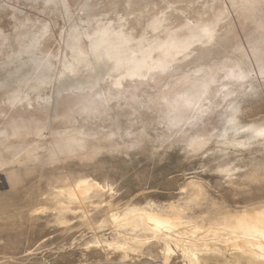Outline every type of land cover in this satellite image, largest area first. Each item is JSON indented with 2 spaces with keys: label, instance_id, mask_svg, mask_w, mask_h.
<instances>
[{
  "label": "rangeland",
  "instance_id": "374dc122",
  "mask_svg": "<svg viewBox=\"0 0 264 264\" xmlns=\"http://www.w3.org/2000/svg\"><path fill=\"white\" fill-rule=\"evenodd\" d=\"M262 126L264 0H0V264H264Z\"/></svg>",
  "mask_w": 264,
  "mask_h": 264
},
{
  "label": "bare ground",
  "instance_id": "6f19581e",
  "mask_svg": "<svg viewBox=\"0 0 264 264\" xmlns=\"http://www.w3.org/2000/svg\"><path fill=\"white\" fill-rule=\"evenodd\" d=\"M107 29V28H106ZM109 29V28H108ZM111 29V28H110ZM102 32H104V31H102ZM101 32V33H102ZM111 32V31H110ZM109 32V33H110ZM122 32V31H121ZM108 33V34H109ZM107 34V33H106ZM106 34H104L105 36H106ZM107 34V35H108ZM103 35V34H102ZM102 35L100 36L101 37V39H103L102 38ZM103 35V36H104ZM98 37V36H97ZM99 38V37H98ZM97 38V39H98ZM120 38V37H119ZM96 39V38H95ZM100 39V38H99ZM124 39V38H123ZM174 39V38H173ZM172 39V40H173ZM94 41V40H93ZM92 41V42H93ZM175 41V40H174ZM91 42V43H92ZM102 42V41H101ZM100 42V43H101ZM100 43H98V44H100ZM105 43V42H104ZM97 44V45H98ZM102 44L103 43H101V46H99L100 48L102 47L103 48V46H102ZM106 44V43H105ZM178 43H173L172 42V44H171V47H172V49H173V47L174 48H180V46L179 45H177ZM109 46V45H108ZM107 46V47H108ZM116 46H118V45H116ZM100 48H99V50H100ZM101 48V49H102ZM158 50H159V54H160V56L162 55V53H165L167 50H169V48L170 47H163V46H157L156 47ZM155 47H154V50L156 49ZM97 49H98V47H97ZM108 49H109V47H108ZM113 49V48H112ZM121 49V48H120ZM114 50V49H113ZM109 51V50H108ZM157 51V50H156ZM97 52V51H96ZM99 52V51H98ZM174 52V51H173ZM103 53H105V51L103 52ZM109 53H112V52H109ZM120 53V52H119ZM131 53V52H130ZM158 53V52H157ZM98 53H96V55H97ZM106 54V53H105ZM95 55V54H94ZM101 55H102V53H101ZM109 55V54H108ZM155 55H156V53H155ZM97 56H99L100 57V53L97 55ZM96 56V59L97 60H99L100 61V59H98V57ZM120 56H121V54H120ZM109 57H111V56H109ZM115 57V56H114ZM113 57V58H114ZM128 57V56H127ZM130 58V57H129ZM111 59V58H110ZM124 59V58H123ZM123 59H122V61H123ZM134 61L132 62L133 63V65H132V67L129 69V72L128 73H130V74H139V76H141L142 74H143V72H141L140 71V69H142V68H147V67H149V62L147 61V58L145 59V55L143 54L142 55V57H135L134 56ZM132 59V60H133ZM117 60L119 61V60H121V58H117ZM124 60H126V58L124 59ZM131 60V59H130ZM130 60H129V62H130ZM167 60V59H166ZM165 61V60H164ZM115 62V61H114ZM113 62V63H114ZM128 62V60H126V63ZM128 62V63H129ZM124 63V62H123ZM122 63V64H123ZM99 64V63H98ZM118 64V63H117ZM83 65H87V64H83ZM124 65H125V63H124ZM123 65V66H124ZM130 65V64H129ZM129 65H127V67L129 66ZM82 66V65H81ZM115 66V65H114ZM80 67V66H79ZM74 70V69H73ZM76 70V69H75ZM78 70V69H77ZM79 70H81L82 71V68L81 69H79ZM78 70V71H79ZM125 70H126V67H125ZM76 72V71H75ZM126 72V71H125ZM124 72V73H125ZM147 73V72H146ZM121 74V73H120ZM123 74V73H122ZM144 74H145V72H144ZM145 76V75H144ZM90 77V76H89ZM81 81V80H80ZM76 192V191H75ZM77 194V193H76ZM81 197V196H80ZM264 211H262L261 213H263ZM258 213H260V212H258ZM257 214V213H256ZM157 216V215H156ZM246 218H247V215L245 216ZM253 217H255V216H253ZM243 218H244V216H243ZM251 218V217H250ZM122 219L125 221V220H129V219H137L138 221H137V223H141L142 225H148V226H150L149 225V223L150 222H147L146 220H145V218L142 216V215H140V214H137L136 213V209H130V210H128L125 214H124V216L122 217ZM248 219V218H247ZM249 220V219H248ZM252 220H253V218H252ZM251 220V221H252ZM256 221H253V222H249V221H245V222H243L244 220H241L242 221V224H244V228H245V232H248V233H246V234H250V236H251V234H253V235H256V234H258V235H260V236H263L264 237V216H260V217H258L257 219H255ZM152 221V220H151ZM241 221H239L240 222V224H241ZM170 222H171V220H170ZM174 222V221H173ZM121 223V222H120ZM176 223V222H175ZM136 224V223H135ZM141 224H140V226H141ZM173 224V223H172ZM237 224H238V222H237ZM239 224V225H240ZM241 224V225H242ZM133 225V224H132ZM144 225V226H145ZM152 225V224H151ZM169 220H167V218L165 219H163V218H156V217H154L153 218V226L151 227V229H158V230H161V229H163V227L164 226H167L168 228H170L169 226ZM173 225H175V224H173ZM135 226H137V225H135ZM176 226V225H175ZM146 227V226H145ZM237 226L235 225V228H236ZM240 227L242 228L241 230H243L244 228L242 227V226H239V227H237L239 230H240ZM166 229V228H165ZM170 229H172V228H170ZM169 230V229H168ZM171 231V230H170ZM196 231V230H195ZM197 231H200L199 229L197 230ZM244 231V230H243ZM165 232V234H168L169 235V233L168 232H166V230H163V233ZM155 233V232H154ZM157 233H159V231L157 232ZM160 233H161V231H160ZM195 233V232H194ZM242 233H244V232H242ZM171 235V234H170ZM249 236V237H250ZM254 238V237H253ZM256 238V237H255ZM253 240V239H252ZM259 240V239H258ZM260 241V240H259ZM261 241H263V239L261 240ZM249 242H250V240H249ZM255 244V243H254ZM256 244H259V243H256ZM121 245H123V244H121ZM251 245V244H250ZM118 246V245H117ZM171 246V245H170ZM257 247L259 246V245H256ZM262 245L260 244V247H261ZM252 248H253V246H251ZM254 247H255V245H254ZM264 246H262V249H264L263 248ZM125 248V247H124ZM173 249V248H172ZM250 249V248H249ZM258 249H260V248H258ZM170 253H171V248L170 247H168L167 246V248H166V256H167V258L169 257L168 255H170ZM261 253V252H260ZM256 254H258L259 256H260V254H259V252L257 253L256 252ZM256 254H254V255H256ZM261 254H263V253H261ZM173 255V254H172ZM196 258H197V255H194ZM193 256V257H194ZM253 256V255H252ZM264 256V255H263ZM172 257V256H171ZM256 257V256H255ZM195 258V259H196ZM260 258H262V255H261V257ZM264 258V257H263ZM196 261H197V259H196ZM168 262V261H167ZM198 263H200V261H198ZM197 264V263H196Z\"/></svg>",
  "mask_w": 264,
  "mask_h": 264
},
{
  "label": "snow or ice",
  "instance_id": "6c2138e0",
  "mask_svg": "<svg viewBox=\"0 0 264 264\" xmlns=\"http://www.w3.org/2000/svg\"><path fill=\"white\" fill-rule=\"evenodd\" d=\"M161 22V18L158 17L157 18V23ZM99 35V33L97 34ZM199 40L202 43H207V44H211L215 38V31L212 25H206V26H201L199 33ZM89 42L93 41V37H87L86 38ZM97 47L95 44H93L89 55H92L93 53H95L97 51ZM191 51V49L189 48L188 52H186V55L189 54ZM81 64H87V58L83 56L82 53H79L78 48L76 45H73V66H77V65H81ZM88 69L89 70H94L92 68L91 64H88ZM65 70L66 71H70V68L68 66V64H65ZM113 71H116V68H113ZM141 72H151V73H155V74H159V75H170L172 73H174L176 71L175 66L167 63V62H159L154 64V66L152 67H147V68H142L140 69ZM241 78H243L241 76ZM56 101V97H53L52 102L55 103ZM48 104V100L47 98H45L44 101V106L47 107ZM235 121H229V124H234ZM239 131H244V132H248L250 133L253 138H264V126L260 127V128H248V129H239ZM237 147H245L244 144H239L236 145Z\"/></svg>",
  "mask_w": 264,
  "mask_h": 264
}]
</instances>
